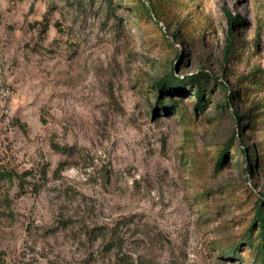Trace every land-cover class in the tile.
Instances as JSON below:
<instances>
[{
  "label": "rangeland",
  "instance_id": "374dc122",
  "mask_svg": "<svg viewBox=\"0 0 264 264\" xmlns=\"http://www.w3.org/2000/svg\"><path fill=\"white\" fill-rule=\"evenodd\" d=\"M153 2L0 0V263L261 264L264 0Z\"/></svg>",
  "mask_w": 264,
  "mask_h": 264
},
{
  "label": "trees",
  "instance_id": "16d2710c",
  "mask_svg": "<svg viewBox=\"0 0 264 264\" xmlns=\"http://www.w3.org/2000/svg\"><path fill=\"white\" fill-rule=\"evenodd\" d=\"M139 2V7L144 9L151 18H154L157 22L162 21V9H160L153 0H137ZM228 16V22L230 25V35H229V41L228 45L232 46L234 44V34H233V25L235 23H238V18L230 11H227ZM177 33H173L172 36L174 38L177 37ZM183 55L180 54L178 51L175 53V57L171 59L170 61V68L169 71L165 74L163 78L158 80L157 85L160 86L163 93L170 92V89H172L175 86H180L183 88H188V85H196L198 84V87L196 88L197 95L200 99V106H203V101L205 99L204 97V81L206 79L210 78V73L207 71L202 70L201 72H197L193 76L188 77L187 79H179L175 76V70L177 68L178 63L182 60ZM177 62V63H176ZM228 87L227 85L225 88ZM237 94V93H236ZM235 94V95H236ZM234 95V94H233ZM176 100L174 98H170L168 101L167 108L171 109L174 105ZM226 104L231 108V101L228 99ZM237 120L244 121L246 118V115L237 113ZM231 143V139H229L223 146V148L220 150V155L217 160V164L220 166L224 162V158L227 153V145ZM241 151L244 153L246 157V170L247 172H251L256 164L258 162H261V159L257 158L253 154V148L251 145L248 146V149L246 147H241ZM263 159V158H262ZM4 177H7L10 181L13 179V174L8 170H0V181ZM256 214L254 217V220L250 224L248 230H246V234H244L243 239L241 240V244L244 243V245H251L256 250V255L259 257H262L261 264H264V199L257 200L256 203ZM256 224L259 225V232L257 235H255V229ZM258 238H261L258 240ZM111 245H109L110 247ZM230 255H236V249L230 252ZM246 260V259H245ZM248 261V260H246ZM122 264H133L132 260L127 257H122ZM0 264H4L3 261H1Z\"/></svg>",
  "mask_w": 264,
  "mask_h": 264
}]
</instances>
